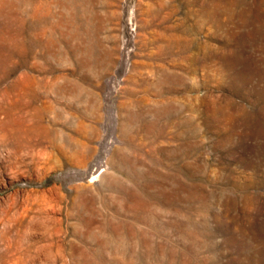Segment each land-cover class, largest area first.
I'll return each mask as SVG.
<instances>
[{"label": "rangeland", "instance_id": "1", "mask_svg": "<svg viewBox=\"0 0 264 264\" xmlns=\"http://www.w3.org/2000/svg\"><path fill=\"white\" fill-rule=\"evenodd\" d=\"M0 264H264V0H0Z\"/></svg>", "mask_w": 264, "mask_h": 264}, {"label": "bare ground", "instance_id": "2", "mask_svg": "<svg viewBox=\"0 0 264 264\" xmlns=\"http://www.w3.org/2000/svg\"><path fill=\"white\" fill-rule=\"evenodd\" d=\"M40 151H42V150H40ZM46 154H47V152H45ZM42 154H40V156H41ZM44 156H45V154H44Z\"/></svg>", "mask_w": 264, "mask_h": 264}]
</instances>
